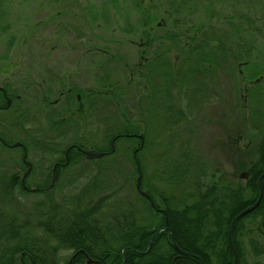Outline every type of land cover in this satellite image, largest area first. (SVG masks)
Masks as SVG:
<instances>
[{
	"label": "trees",
	"instance_id": "1",
	"mask_svg": "<svg viewBox=\"0 0 264 264\" xmlns=\"http://www.w3.org/2000/svg\"><path fill=\"white\" fill-rule=\"evenodd\" d=\"M256 1L260 7L252 5V0H165L167 14L163 16V20L167 29L164 30L163 36L161 33L156 34L153 40L167 41L171 44L182 43V47L178 48L185 50L191 57L184 61L187 63L192 61V64L204 73H209L211 66L219 67L222 64L221 60L229 59L233 65L243 64L244 74L240 76L245 77L246 81L255 80L259 84L260 80L264 81V67L258 64L262 46L255 43L257 33L260 32L255 21L263 19L257 12L263 10L264 1ZM201 2L211 14L221 13L220 5L223 3L233 5V9L231 8L233 14L225 16L226 31L219 32L216 25L212 24V20L204 22L202 19L196 22L192 16L189 21ZM146 11L142 37L146 35V27L156 21L155 11L151 13L149 7ZM174 14L173 22L169 23ZM226 40L229 46L225 45ZM108 81L110 82L109 79ZM133 82L131 81L132 89L133 86L136 89V86L140 85L141 87L137 89L145 90L146 82L143 85L139 83L141 81H137L135 85ZM106 84L108 83L104 80L102 83L104 88L107 87ZM119 85L116 82L114 86ZM255 87L248 88L247 96L252 95ZM49 88L46 90L48 99ZM5 89L13 101L8 109L0 112L9 113L12 122L18 127L30 116L29 110L19 104L20 99L16 97L18 94H15L18 92L12 91L7 85ZM57 89L60 91V88ZM118 89L122 91L126 88ZM1 90L2 88L0 105H5L6 99ZM260 90L262 91V88ZM261 91L255 96L261 94ZM119 94L122 95L121 92L114 91L108 98L116 103L122 100ZM139 100L145 101V91ZM19 106L21 108H17ZM57 115L61 113L58 112L56 118ZM65 118V115L56 120L48 117L50 131L52 128L57 130L62 128L66 124ZM123 121L125 125L107 134V139L116 138L115 144L120 140H129L133 145L141 144L136 152L142 173H145L144 156L148 145V133L143 134L142 139L139 125L133 123L126 115ZM62 129H65L63 137L46 136L45 140L27 139L23 136L13 138L6 130H0V264H87L88 258L97 260L94 264H122L124 261L123 264H201L200 259L205 264L233 263L234 253L229 245L228 233L233 219L243 209L254 204L260 195L257 179L264 173V126L261 128L263 139L255 159L242 158L233 163L240 173L244 170L251 173L249 180L240 175L234 176L228 172L226 174L214 170L209 174L210 180L205 181L204 176L207 172L202 164L199 163V172L194 174L192 163L187 162L182 166L177 160H172L169 162L168 172L158 174L157 179L166 181L171 185L170 189L176 187L181 193L178 194L180 196H176L175 191L167 187L152 185L148 182L147 175H143L140 186L148 191L151 199L137 194L138 200L143 202L142 209L138 207L137 202L118 196L119 189H112L110 184L108 186L111 190L108 189L102 181L101 174L104 171L100 165L97 166L98 161L88 160L78 147L109 150L114 157H120L118 154L120 148L115 144L116 148L113 147L115 151L109 146L97 148L82 138L68 142L65 136L66 128ZM17 141L22 142V145L12 147L11 144ZM24 148L28 153L27 159L30 157L31 148L41 150L43 155L48 156L64 154L69 149V163L58 168L60 182L58 181L55 187L64 178L65 169L80 165V169L75 170L71 173L72 176L66 179L67 185L74 186L73 192H65L63 198L56 200L53 195L55 187L52 190L47 189L52 180L48 174L42 177L44 179L41 182L32 184L35 163L24 186L21 171L25 172L28 169L23 160ZM12 152H17L19 158L15 159L11 155ZM132 154V151L128 153L130 161L134 162L135 173H138L139 168L135 165ZM3 155H8L9 158H2ZM90 165H96L94 174L83 175V171L85 172ZM183 178H187L188 183L195 181L185 199L180 189L185 184ZM261 183L263 196L259 205L235 222L233 242L239 255L237 264H248L251 254L256 256L264 254V177ZM32 187L41 190L32 192L29 190ZM35 194H41L43 198L33 201L31 207L23 202L26 197ZM154 206L165 209L166 213L156 210ZM167 217L173 234L169 230L161 231L153 237L149 248L151 237L159 228L162 229L166 225ZM173 238L182 249L194 255H181L172 245ZM61 248L73 250V254L63 262L61 260L64 257L59 253Z\"/></svg>",
	"mask_w": 264,
	"mask_h": 264
},
{
	"label": "rangeland",
	"instance_id": "2",
	"mask_svg": "<svg viewBox=\"0 0 264 264\" xmlns=\"http://www.w3.org/2000/svg\"><path fill=\"white\" fill-rule=\"evenodd\" d=\"M164 1L0 0V86L5 87L7 85L12 91L18 92L15 94L21 97L19 104L29 110L30 114L28 118H25L26 121H22V124L20 123L17 127L12 122L9 113L0 112V130H6L9 136L13 138L23 136L27 139L40 138L45 140L46 136L63 137L62 133L65 129L62 128H66V141L70 142L82 138L94 145V147L101 148L108 141L107 134L113 133L116 128L125 125L123 117L126 115L132 119L133 123L140 126L142 134L155 135V137L160 138L162 144L171 142L172 149L168 148V152H164L165 156L168 154L169 156H176L178 153L177 149L184 148L187 145L191 150H196L197 164H202V167L207 172V175L204 176L205 181L210 180L209 174L214 170L238 176L240 171L233 164L235 160L242 158L255 159L263 139L261 138L263 136L261 128L264 126V81L260 80L259 84L255 80L246 81L245 77L240 76L244 74L243 64L236 63L233 65L229 59L225 65L222 62L223 66L219 69L217 75L205 74L196 65H193L192 61L189 63L184 61L191 59V57L188 56L185 50L178 48L182 47L180 42H176L175 47H171L169 42L163 48L168 51L171 57V64L174 67L177 68L184 64L182 74L185 77H183V85L177 90H172V108H183L189 124L186 123L184 125V122H178L177 126L173 127V130L167 132L162 129L161 115H158L151 117L154 125L153 128L148 129L146 123L150 116L145 102L139 100L144 95V91L137 89L141 87L140 85L136 86V89L134 86L133 89L131 88L132 84L129 71H127L128 67L124 63L118 60L108 61L106 58L104 71H102L105 77L103 78L102 76V79L107 81V87L104 88L102 85L103 81L97 87L95 69L98 62H95L96 64L94 65L83 63L78 69L81 72L77 80L72 79L71 83L65 77V81L66 85L74 84L76 86L77 92L75 96L79 93L83 94V104L87 100L85 93L87 89L91 88L106 90L105 93H96V95L99 96L100 94V96H104L107 99H100L103 101L101 103L97 102L96 106L91 111L88 110V113L84 115H81L80 111L72 113L78 111L77 107L71 109L72 112H62L59 115L60 117L57 115L58 118L52 112L53 116L51 117L55 120L63 118V115H65L67 123L58 130L52 128V131H50L48 117L51 113V108L49 99L46 97V90L50 87L47 75L50 61L49 56L46 54L49 51V46L57 41L64 44V46L66 43L92 42L94 45H97L95 43H101L112 49L110 51L114 52V54H121L117 55V57L126 58L127 63H138L139 60L135 51L129 50L132 47L130 42L139 41V37H142L143 27H145L143 24L144 12L148 7L151 13L155 11L154 17H156V21L151 25L153 27H156L157 24L163 27L167 26L163 20V16L167 14ZM203 4V2L199 3L200 7L194 11L189 21L192 16L196 22H200L202 19L204 22L212 20V24L216 25L219 32L223 33V31H226L225 16L233 14V5L223 3L220 5L221 13L211 14L203 7ZM253 4L260 7L256 0H252ZM155 7L156 9H154ZM262 8L263 10L257 13L259 17L261 14L263 19L255 21L260 28L255 43L259 44L258 46H262L258 64L264 67V6ZM149 13L150 11H148ZM174 18L175 14L172 15L169 23L173 22ZM252 28L254 29V27ZM57 29L64 31V33H55ZM164 30L166 29L156 28L155 35L160 34ZM228 44L226 40L225 45L229 46ZM64 46L62 47L65 48ZM157 47L159 49L162 48L160 46ZM62 58L63 56L60 59L64 62L65 58ZM82 59H87V56L83 54ZM63 66L64 69L69 68L67 64ZM135 78L136 81L139 80V76ZM142 79L139 83L143 85L145 81ZM116 82L120 85L114 86ZM58 83L52 81V101L56 98L53 94ZM136 83L134 82V85ZM118 87H125L126 89L121 91ZM249 87H255L252 95L250 92L251 96H247ZM261 88L262 91L260 90ZM109 90L110 92L111 90L113 92H121L122 95H119L122 100L113 103L108 98L111 95V93H108ZM259 91H261V94L255 96ZM85 108L84 106L83 112H86ZM246 108H249V110L247 111ZM229 134L231 135L229 136ZM185 137L188 138L186 144L183 142ZM115 145L120 148L118 153L120 157L103 156L94 159L98 161L96 162L98 163L97 166L100 165L104 171L101 174L102 181L108 189H110L108 184H110L112 189H119L118 196L127 197L130 201L137 202L138 207L142 209L143 202L138 200L137 196V194L139 195L136 186L138 176L135 173L134 163L130 161L128 155L129 152L131 153L133 144L129 140H120ZM164 147L153 149L154 158H150L148 154H145L144 165H146V170L142 174L147 175V179L151 177L158 178V174H162L160 170L166 167L165 162H159V157L157 159L159 153L156 154V152L163 151ZM43 154L41 150L31 148L29 160L32 162L36 161V163L34 162L36 169L31 177L32 184H37L44 179L40 172H42L43 166L47 165V162H39ZM11 155L15 159L19 158L17 152H12ZM51 156L53 160L57 156L61 157V154ZM1 157L9 158L8 155ZM79 167L80 165H74L71 169H67L61 183L53 189V195L56 200L60 197L63 198L65 192H73L74 186L67 185L66 179L70 178L72 176L71 173H74L75 170H79ZM95 169L96 165L87 166V169L82 174L91 176L94 174ZM18 170L21 171L19 168ZM21 172L24 174L23 171ZM155 185L175 191L176 196L181 194L176 187L170 189L171 185L166 181H158L157 179ZM181 191L183 192V199L187 198L186 194H188L189 188H183ZM42 198L41 194L30 195L23 202L31 207L33 201ZM59 253L64 257L61 260L63 262L73 254V250L61 248ZM248 264H264V254L259 256L251 254Z\"/></svg>",
	"mask_w": 264,
	"mask_h": 264
},
{
	"label": "flooded vegetation",
	"instance_id": "3",
	"mask_svg": "<svg viewBox=\"0 0 264 264\" xmlns=\"http://www.w3.org/2000/svg\"><path fill=\"white\" fill-rule=\"evenodd\" d=\"M82 27V25H80ZM167 29V27H163L162 25L159 26V24L156 25V27H153L152 25L146 28V35H144L143 37L139 38V41H134V42H130L131 46L129 48V50H134L139 62L136 63L134 62L133 64L127 63V59L124 57H117V55H121V54H114V52L110 51L112 49H110L109 47H106L104 44L101 43H95L97 45H94V43L92 42H88V43H66V45L64 46V44H62L61 42L57 41L55 43H53L52 45L49 46V51L48 53H46L49 56V71H48V78H49V85H50V90H49V106L51 108V113H50V118L52 120V114L55 113V115L59 112H67L70 111L72 112L71 109H73L74 107H77L78 111H74L72 113H76L80 111V114L83 112V108L84 106L86 107V112H83L85 114L88 113V110H92L94 106H96L97 102H102L104 100V96H100V94L105 93L106 90L103 89H87V92L85 93L87 95V100L86 103L83 104L82 101V95L81 93H79L78 95L75 96L77 89L76 86H74V84H70V85H66V81H65V77H67V81H72V79H76L78 78L81 70H78L83 63H91L92 65L96 64L95 62H98L96 64V75L95 76V80H97V87L99 85L100 82L104 81V79H102L105 77V74L102 72L104 71V63H105V59L107 58V60H118L122 63H124L125 66L128 67L129 71V77L131 78V81L137 82L140 81L142 78V80H145V106L147 109V112L149 113V122L147 121L146 125L148 129L153 128V120L151 119V117L154 116H158L161 115V119H162V129L168 131L173 130L174 126H177L176 124H178V122H184V125L187 123L189 124V121L187 120L188 117L186 116L185 112L183 111L184 109L181 107L178 108H172L173 107V98H172V90H177L179 89L180 86L183 85V81L185 75H183V71H184V64H182L179 67H174L173 64H171V57L168 54V51H166V45L168 44L167 41L166 42H155L153 39L154 37H156L155 35V29ZM154 29V31H153ZM64 33V31H60V29H57L55 31V33ZM165 34L164 31L161 32V36H163ZM183 45V44H182ZM62 46H64L65 48H63ZM157 46H160L161 49H159ZM171 46H175V44H171ZM138 50V52H137ZM160 50V51H158ZM83 54L87 56V59H82ZM63 56V58H65L64 62L61 61L60 57ZM89 56V57H88ZM62 58V59H63ZM183 61V60H182ZM225 63L227 62V60H221V63ZM229 62V61H228ZM72 63V64H69ZM67 64L69 66V68L64 69V66ZM75 64V65H74ZM230 64V62H229ZM223 66V64H221L219 67L217 66H211V68L209 69V73L210 74H214L217 75V72L219 71V69ZM174 67V68H173ZM218 69H217V68ZM76 70V71H74ZM209 73H205V74H209ZM123 76V75H122ZM139 76V80L136 81L135 77ZM213 76V75H212ZM52 81L55 82H59L57 84V88H60V91L56 88L55 89V93L53 94V96L55 95L56 98L55 100L52 101ZM63 82V83H61ZM133 82V83H134ZM65 83V84H64ZM72 83V82H71ZM0 88H2V92L4 94V97L6 99V104L0 105V111L2 110H6L8 109V107L11 106L13 98H11V96L7 95V90L5 89V87L0 86ZM95 92V93H93ZM113 91L109 90L108 93H112ZM96 93H100L99 96L96 95ZM170 93V95H169ZM16 97H18V99H21L20 95H17ZM11 99V102L8 103V99ZM76 98V99H75ZM103 99V100H100ZM82 103V104H80ZM76 105V106H75ZM53 110V111H52ZM53 112V113H52ZM166 112V114H165ZM164 113V114H163ZM67 123V122H66ZM52 124V123H51ZM184 131V130H183ZM182 131V132H183ZM139 135V134H137ZM184 136H187L186 134H183ZM231 134H229L230 136ZM228 136V138H229ZM231 138V137H230ZM188 138L185 137L183 139V142L186 144ZM113 142H116V139H108L107 143L104 146H109L111 147V150L113 149V147L116 148V146L113 145ZM142 143V140L141 142ZM139 143V144H140ZM141 145V144H140ZM140 145H137L135 143V145H133L132 148V155L134 156V161L136 162L135 165H137L138 169V173H136L137 176H139L140 171L141 170V165H140V160L137 157L138 156V152L137 148L139 149ZM161 146H165L163 151L160 152H156L159 153L157 156V159L159 157V162H165V166L167 168H163L161 171V173H163L164 171L168 172V165L169 162L172 160H177L178 162L181 163V165L183 166L185 163L189 162L192 163L193 165V169H195L194 171H192V173L195 174V172H199V165L197 164L198 160H197V151L196 150H191L190 148H188L189 146H185L184 148H178L177 149V154L176 156H169V154L167 155L166 153L168 152V148L172 149V145L171 142H168L166 144V142H164V144H162L160 142V138L155 137L154 136H149L148 138V145L146 147V151L145 154L151 158L155 156V153L152 154V151L154 148L156 147H161ZM78 147V146H76ZM79 148V147H78ZM167 148V149H166ZM183 149V152H182ZM69 149H67L64 154H61L60 156H57V158H54L53 160L51 159L52 156H48V155H43L42 158H40L39 162H47V165L43 166V169H41L42 172L41 175L42 176H46L47 174L50 175L53 179L54 176V169L55 166L57 167V171L59 174L58 177V181L60 179V173H59V167H65L68 163H69V154L66 155V152H68ZM115 151V150H114ZM105 154L103 155L108 156V157H112V154H110L111 151L106 150L103 151ZM164 152H166L165 154L168 156L164 155ZM53 155V154H51ZM57 155V154H54ZM160 155V156H159ZM102 156V157H103ZM164 157V158H163ZM171 157V158H170ZM173 157V159H172ZM24 158V157H23ZM62 158V159H61ZM63 159H65L66 161L64 162ZM31 161V160H30ZM53 161V162H52ZM34 162L36 163V161L34 160L33 162L31 161L32 164V169L34 168ZM49 162V163H48ZM134 163V162H133ZM49 164V165H48ZM27 165V164H26ZM29 167V165H28ZM36 168V165H35ZM51 168V169H49ZM165 169V170H164ZM159 170V169H157ZM32 171V170H31ZM30 171V172H31ZM67 171V169L64 170V173ZM247 171V170H244ZM239 174L241 176L242 172ZM165 172V173H166ZM249 172V171H247ZM195 177V176H193ZM244 178V177H243ZM251 178V173L249 172V175L247 178H244L245 180H249ZM149 179V178H148ZM157 178L155 177H151L149 179V182L155 186V181ZM187 178H183V182H185V184H183L182 188H180L181 190L183 188H193V186L195 185V181L192 182H186ZM57 181V182H58ZM56 182V183H57ZM52 183V180H51ZM50 183V184H51ZM136 185H137V179H136ZM49 187V186H48ZM47 187V189H48ZM55 187V185L48 189V190H52ZM142 188V187H141ZM137 189L139 191V188L137 186ZM144 189V188H142ZM147 191V190H146ZM148 192V191H147ZM140 193V191H139ZM141 194V193H140ZM142 195V194H141Z\"/></svg>",
	"mask_w": 264,
	"mask_h": 264
},
{
	"label": "water",
	"instance_id": "4",
	"mask_svg": "<svg viewBox=\"0 0 264 264\" xmlns=\"http://www.w3.org/2000/svg\"><path fill=\"white\" fill-rule=\"evenodd\" d=\"M258 80H259V78L257 79V81ZM10 102H11V99L9 98L8 99V103H10ZM140 137L143 139V134H141ZM113 144H114V142H113ZM21 145H22V142H20V141H17L15 143L11 144L12 147H16V146L19 147ZM24 149H25V153H24V159L23 160H25V163L29 165V168L24 173L21 181H22V184L24 186H26V181L25 180L27 179V176L29 175V173H30V171L32 169V164H31V161H29L27 159V154L28 153L26 151V148H24ZM79 149H81L83 151V153L86 155L85 157L87 159H90V160L91 159L101 158L105 154L103 151H98V150H94V149H82L81 147H79ZM114 150H115V148L112 149V151H114ZM66 155H68V152H66ZM56 168H57L56 166H55V168H53L54 169V176H53V179H52V183L50 184V186L48 187V189L52 188L55 185V183L58 181L59 174H58V171H57ZM248 175H249V172H247V171H244L241 174V176L244 177V178H247ZM142 177H143L142 172H140V174H139V176L137 178V185L136 186H138L139 191H140V193L143 196H145L146 198L148 197V199H150V196H149L150 194L146 190L142 189L141 186H140L141 185V182H142ZM263 177H264V173H262V175L259 177V179H257L258 180V184L260 186V195H259L258 199L256 200V202L254 204L246 207L245 209H243V211H241L233 219V221H232V223L230 225V229H229V233H228L229 234V241H230V244L229 245L231 246L232 251L234 252V260H233V263L232 264H237L238 263V260H239V255H237L238 253H237L236 247H235L234 242H233V233H234V228H235V222L237 221L238 218H240L241 216H243V215L251 212L252 210H254L259 205V203L261 201V198L263 196V189H262V183H261V180H262ZM30 190L32 192H38V190H40V188L34 187V188H31ZM152 204H153V202H152ZM153 205H155V204H153ZM154 207H155L156 210H161L162 212H165V210L164 209H160L159 206L158 207L157 206H154ZM164 230H169L170 233L173 234V229H172V227L169 224L168 218L166 219V225L163 226L162 229L159 228V230L156 233H154V235L151 237L150 244H149V248H150L151 243H152V241L154 239L153 237H155V235L158 234V233L160 234V232L161 231H164ZM172 245H173V247H175V249H177L181 253V255L182 254L183 255H186V256H192V255H194L193 253H190V252L182 249V247H180L178 245V243L176 242V240L174 238L172 239ZM200 261H201V264H205V262L202 259H200ZM96 262H97V260H94L92 258H88L87 259V264H94Z\"/></svg>",
	"mask_w": 264,
	"mask_h": 264
},
{
	"label": "bare ground",
	"instance_id": "5",
	"mask_svg": "<svg viewBox=\"0 0 264 264\" xmlns=\"http://www.w3.org/2000/svg\"><path fill=\"white\" fill-rule=\"evenodd\" d=\"M160 209H163V208H160ZM165 210V209H164ZM159 211H161V210H159ZM162 212V211H161ZM162 213H166V210H165V212H162ZM168 218V217H167ZM166 218V219H167ZM169 221V220H168ZM231 247V246H230ZM232 249V248H231ZM234 253V252H233ZM238 253V252H237Z\"/></svg>",
	"mask_w": 264,
	"mask_h": 264
}]
</instances>
